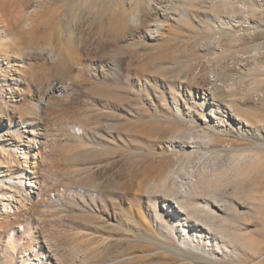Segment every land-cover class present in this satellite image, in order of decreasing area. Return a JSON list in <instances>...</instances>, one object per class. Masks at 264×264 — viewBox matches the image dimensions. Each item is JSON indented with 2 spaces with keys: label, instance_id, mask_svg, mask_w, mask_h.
Segmentation results:
<instances>
[{
  "label": "rangeland",
  "instance_id": "obj_1",
  "mask_svg": "<svg viewBox=\"0 0 264 264\" xmlns=\"http://www.w3.org/2000/svg\"><path fill=\"white\" fill-rule=\"evenodd\" d=\"M91 2L0 0L6 5L0 21V128L5 123L23 132L33 126L44 134L37 171L30 168L34 154L25 149L0 153L3 161L10 153L16 164L0 165V193L12 186L20 192L19 203L0 215V264H199L162 249L165 239L154 224L161 208H155V185L173 172L182 178L193 172L199 202L216 197L237 214L231 219L237 226L233 240L246 246L239 254L250 248L264 253V150L250 149L264 144L260 138L223 126L218 133L196 134V148L181 147L168 141H184L186 131L161 121L137 122L127 138L125 130L110 128L121 117L105 109L96 89L121 93L124 118L129 108L153 117L172 114L177 105L188 126L206 130L203 119L222 114L220 100L249 129L261 130L257 137L264 136V127L253 129L257 120L264 125V0H164L159 15L155 8L120 36L113 27L121 30L123 22L117 25L112 14L136 12L131 0H102L94 8ZM78 25L88 28V36L98 30L103 51L76 64L71 40L81 39ZM100 60L112 69L100 72ZM204 79L215 87L204 88ZM91 174L95 182L87 183ZM222 264L242 263L235 257ZM251 264H264V255Z\"/></svg>",
  "mask_w": 264,
  "mask_h": 264
},
{
  "label": "bare ground",
  "instance_id": "obj_2",
  "mask_svg": "<svg viewBox=\"0 0 264 264\" xmlns=\"http://www.w3.org/2000/svg\"><path fill=\"white\" fill-rule=\"evenodd\" d=\"M15 1L19 2L21 0H15ZM27 1L28 0H25V2ZM101 1L102 0H92L91 7L94 8L95 6H99V3ZM163 1L164 0H131V7L136 12L133 13L132 11L127 13L124 11L125 13L121 15L120 14L118 15L116 13L112 14L114 20L123 22L122 23L123 27L121 30L118 29L119 26L115 27L116 22H114L115 25L114 27L113 26L112 27L115 30V33H118L119 36L120 34L129 35L131 30L139 26L142 23L143 18L148 16V14L152 13L155 10V8H157V10L155 11V15H159L161 12L159 6L163 3ZM3 7L6 8V5L0 6L1 22H4L3 19L4 17L3 14L1 13L4 11ZM91 13H93V11ZM101 13L102 11L96 12L95 19L96 17L98 19L102 15ZM111 21L113 23V20ZM118 21H117V25H118ZM119 25L121 24L119 23ZM76 29L79 30L77 37L81 39H77V41L71 40V44L75 49L73 50V52L75 53V55H77L78 53L77 58H74L73 61L76 64L84 58H86L88 61H92L91 58L93 57H88V56L99 54L100 52L102 53L103 51L102 50L103 46H101L102 44H100V41H97L95 37L96 35H99L98 30L96 31V35H94L95 32L94 29L90 30L89 31L90 36H88L87 27H84L83 25H78ZM209 30L214 32L211 26H209ZM79 42L81 44H79ZM112 67H113L112 63L108 62L107 60L106 61L100 60L95 64V68L104 74L107 73L110 69H112ZM64 73L65 71H63L62 69H55V75L57 77L58 76L63 77ZM49 80L50 79H47L46 82H48ZM202 83L204 84L203 87L208 90L213 89L216 85L215 82L211 79H204ZM62 89L63 86L60 87L58 90H62ZM96 89H98V94L101 96L102 101L105 102V106H106L105 109H109L111 115L114 116L115 118H117V116L119 118L120 117L123 118L122 122L119 121L121 118L118 121L116 120L117 122L114 120V122L111 123L112 125L109 124L111 125L110 128L115 129L116 131H119V129L125 130L126 134L125 133L124 134L127 136V138H133L135 133L134 132L135 124L137 122H140L139 124L144 125L145 123L147 124L151 122L157 123L161 121V122H167L173 124L178 128L182 129L183 131H186V135L182 136V138H185L184 141L180 143H176L175 141L170 140L168 141L170 145L175 144L181 147L188 146L189 148H196L195 144H197V142L194 141L196 134L205 133V135H209L210 132L218 133V131L219 132L221 131V127L223 126L230 127L231 129H233L236 126L238 134H242L244 138H260L261 139L260 141L264 142V136L261 137L256 136L257 135L256 133H260L261 130L255 129L256 127H264V125L261 124L262 120L256 121L255 127L253 128L256 131L249 129L248 127H252V125H249V123H246L244 121H241L238 117H236L234 111L229 109V107L220 100H218L217 105L219 106V108H222V114L217 116V118H215L214 121L212 119L211 120L203 119L204 125L206 126V128H208L206 130V129H199L195 125L188 126L189 118L188 119L185 118V113L180 107H177V105L174 113L166 114L163 116L162 115L158 116L157 114L154 115L153 117L152 116L149 117L148 111L147 112L143 111L144 113L139 114V113H134L129 108L127 113H125L127 115L124 118V115H122L124 113H120V111L124 110L122 108L123 96L121 95V93L119 94L113 89H109L107 87H102V86H97ZM1 113L5 114L7 112L2 111ZM30 114H33V116H35L34 112L32 113L30 112ZM136 115L138 118L137 121H135L134 118L136 117ZM210 116L213 117L212 115ZM211 122L212 125L210 124ZM225 122H229V124H226ZM3 125L4 127L0 128V132H1L0 145L1 146L4 145V148L6 149H3V147L0 148V153L5 155V152H7V148H12V147H15L16 149H25L27 150L28 154L30 155L34 154L33 156L34 165L33 167L30 168H32L34 171L35 170L37 171L38 166L36 165L37 164L36 155H39L40 153L39 151L41 148V147H37V144H39L40 142L39 138H43L44 134L40 132L43 129H39L40 131L33 130L34 127L32 126L31 128L30 126V128L24 130L23 132H20V130L18 129L11 130V128L8 127V125H5V123H3ZM6 126L8 129L5 128ZM114 134H116L117 137H120L119 133H114ZM25 138H26V142H25ZM186 138H189V141L188 140L185 141ZM190 144H193V146H190ZM101 145L103 144L101 143ZM34 148L38 149L37 154H35ZM250 149L264 150V144H257L255 146H251ZM85 153H87L86 150L81 154H85ZM24 154L22 158L26 156ZM94 155L99 158L109 156V154H105V152H101L100 154L99 152H95ZM94 155L92 154L93 157ZM11 158L12 155L10 153L6 154V158L4 159V161L0 159V165L1 166L4 165L5 168H9V167L13 168V166H15L16 164L13 162L15 160L12 161ZM260 159H262V157ZM42 161L43 159L40 158L39 162ZM17 165L19 166L20 163H18ZM4 171L5 170H3L0 173H4ZM102 173L103 172H101V174ZM95 176L94 174H91L90 177L88 176L89 178L86 179L87 183L95 182ZM33 177L35 179L37 175H34ZM192 177H193V172H190L186 178H182L179 172H173L167 175L166 177H164L160 185L158 184L155 185L156 192L154 197L157 206L155 205L154 206L155 208L156 207L159 208L158 206L159 203L161 205L160 206L161 208H159V211H157L155 214L156 222H154V224L160 230V232L163 233V238L165 239V242L160 243L162 249H164L166 252L174 254L176 257L182 258V260L195 261L199 264H222L223 260H229V259L233 260L235 257L239 258V262L242 264H251V263H255L258 259L262 258L264 253L253 248H250L251 251L248 254L247 253L245 255L239 254L240 252H242V248L246 246L244 243L241 246L240 241L235 242L233 240L236 239L233 230L234 228L236 229L237 226H235V224L231 219L236 217L237 214L236 215L229 214L225 209L224 204L220 203L218 198L216 197L214 198L213 201H211L208 197L203 196L200 199L201 201L199 202L197 199L199 194L195 192L194 189V187H196L197 184L195 183V181H193ZM30 179L32 178H28V181H30L31 184L34 183L32 182L33 179L32 180ZM169 182H171L172 185L174 184L175 187L174 190H169ZM40 183L42 184V182ZM13 187L14 186H12V188ZM11 189L10 190L8 189V191L6 190V192L2 191L0 193V205H2V207L4 208V211H2L0 215L3 213L8 214V212L12 210L13 204L17 202L19 203L20 201V198L19 199L17 198V194H19L20 192L12 191ZM150 195L153 194L150 193ZM201 203L204 205L202 206ZM212 207H214V210L212 209ZM167 217L169 219L168 221L166 220V223L164 222V224H160V225L158 224V222L161 219ZM141 235L142 234H139V236ZM235 243H237V246H235ZM174 259L175 258H171L170 260H174Z\"/></svg>",
  "mask_w": 264,
  "mask_h": 264
}]
</instances>
